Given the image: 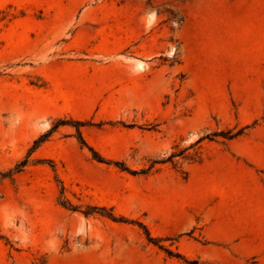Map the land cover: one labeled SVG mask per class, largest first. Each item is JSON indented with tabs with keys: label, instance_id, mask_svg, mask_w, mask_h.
<instances>
[{
	"label": "rangeland",
	"instance_id": "rangeland-1",
	"mask_svg": "<svg viewBox=\"0 0 264 264\" xmlns=\"http://www.w3.org/2000/svg\"><path fill=\"white\" fill-rule=\"evenodd\" d=\"M26 157L0 264H264V0H0V169Z\"/></svg>",
	"mask_w": 264,
	"mask_h": 264
},
{
	"label": "trees",
	"instance_id": "trees-1",
	"mask_svg": "<svg viewBox=\"0 0 264 264\" xmlns=\"http://www.w3.org/2000/svg\"><path fill=\"white\" fill-rule=\"evenodd\" d=\"M62 122L66 123L67 121H62ZM76 124H77V129H78L80 141L83 144H87V142H86L85 138L83 137L82 132L80 130V126L84 124V121L77 120ZM256 124H258L257 120H255L252 124H248L243 129L241 128V129L237 130L236 132H232V130H228V131H214V132L206 135V137L212 138V136H216V135H219V134H226L225 136L227 138L231 139V138H234L236 136H239V135L243 134L245 129L254 127ZM47 136H48V133H45L39 139H37L35 145L33 146V148L36 147L39 142L45 140L47 138ZM89 147L93 151L94 156L96 158H98V160L107 161V162H114L115 164H117L118 166H120L123 169H128V170H131L132 172H135V173L139 172V171L130 169L124 162L112 161V160H109V159H105L102 155H100V153L94 147H92V146H89ZM184 153H185V149H179V150L174 151L172 154H170L169 157L166 158V159H154V160H152L151 165L147 169H151L157 162H163V161H165L167 159H173V158L175 159L176 156H185ZM29 161H30L29 157H26V158L22 159L21 161H19L15 165V167H13V168H11L9 170L4 171V170L0 169V175L1 176H10V175H12L15 172H19V171L23 170V168L29 163ZM64 190H65V187L63 185V190H62L63 193H64ZM60 203L62 205H64V206L68 207V208L73 209V210H78V206L77 205H73L68 199H62V200H60ZM94 208H97V207L93 206V207H91L90 209H88V210H86L84 212L86 214H90V213H92V211L95 210ZM106 214L109 215L110 217L114 218V219L125 220V219H123V217L116 216L113 212H108ZM147 232H148L149 238L152 240L154 237H152L150 235V232L148 231V229H147ZM188 262H190L191 264H205V262L202 261L200 258H195V259H193L191 261H188Z\"/></svg>",
	"mask_w": 264,
	"mask_h": 264
},
{
	"label": "crops",
	"instance_id": "crops-1",
	"mask_svg": "<svg viewBox=\"0 0 264 264\" xmlns=\"http://www.w3.org/2000/svg\"><path fill=\"white\" fill-rule=\"evenodd\" d=\"M252 161L259 167L264 169V159H252Z\"/></svg>",
	"mask_w": 264,
	"mask_h": 264
},
{
	"label": "bare ground",
	"instance_id": "bare-ground-1",
	"mask_svg": "<svg viewBox=\"0 0 264 264\" xmlns=\"http://www.w3.org/2000/svg\"><path fill=\"white\" fill-rule=\"evenodd\" d=\"M138 66L141 67V66H143V65H142V63L140 62V63L138 64ZM263 245H264V244H263Z\"/></svg>",
	"mask_w": 264,
	"mask_h": 264
}]
</instances>
